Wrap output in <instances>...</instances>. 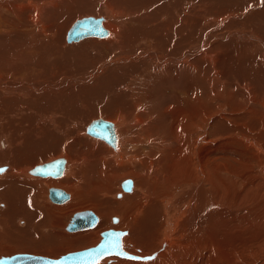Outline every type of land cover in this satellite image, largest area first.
<instances>
[{
	"label": "bare ground",
	"instance_id": "obj_1",
	"mask_svg": "<svg viewBox=\"0 0 264 264\" xmlns=\"http://www.w3.org/2000/svg\"><path fill=\"white\" fill-rule=\"evenodd\" d=\"M155 1L0 0V220L42 251L88 208L108 227L79 237L128 224L123 247L158 246L134 263L264 264V0ZM89 16L106 33L69 41ZM56 156L61 174L31 171ZM120 176L135 188L112 194ZM49 186L73 195L50 205Z\"/></svg>",
	"mask_w": 264,
	"mask_h": 264
},
{
	"label": "water",
	"instance_id": "obj_2",
	"mask_svg": "<svg viewBox=\"0 0 264 264\" xmlns=\"http://www.w3.org/2000/svg\"><path fill=\"white\" fill-rule=\"evenodd\" d=\"M102 17H85L80 21L72 24L67 33V39L73 40L80 36L87 34L103 35L106 29L102 24ZM87 131L93 135L105 139L110 144L114 140V130L112 122L99 117L93 119L87 126ZM65 163L64 157H57L44 163L36 164L31 171L39 175H59L62 173L63 164ZM121 187L125 190L131 189L132 179L125 178L120 183ZM49 197L52 200L62 201L68 197V192L59 187H50L48 189ZM97 220L96 214L92 210H82L74 212L66 228L74 230L78 228L88 227L95 224ZM115 221V219L113 218ZM125 230L118 228H110L101 232V238L92 246L69 251L51 257L47 255L35 254L30 252H15L10 255H0V264H91L96 263L103 257L111 254L128 257V258H142L146 259L149 256H143L127 251L122 246V235Z\"/></svg>",
	"mask_w": 264,
	"mask_h": 264
},
{
	"label": "rangeland",
	"instance_id": "obj_3",
	"mask_svg": "<svg viewBox=\"0 0 264 264\" xmlns=\"http://www.w3.org/2000/svg\"><path fill=\"white\" fill-rule=\"evenodd\" d=\"M250 1V4H252V5H254V7H259L258 6V3H257V1H259V0H249ZM249 1H248V3H249ZM165 2V0H156L155 1V4L153 5V8H155L154 6H156L157 5V7L155 8V11L156 10H159V8H160V6H161V3H164ZM260 2V1H259ZM159 3V4H158ZM196 4V3H195ZM194 4V5H195ZM198 4V3H197ZM221 5V4H220ZM219 5V6H220ZM256 7V8H257ZM261 7H264V4L263 5H261ZM260 7V8H261ZM202 10V8H200L199 9V11H201ZM255 12L257 11L256 9L254 10ZM145 20V19H144ZM221 27H222V25H221ZM248 29V28H247ZM257 33H259V32H257ZM91 38V37H90ZM84 40V39H83ZM76 43V42H75ZM251 70H255L254 68H251ZM256 71H257V69H256ZM93 117H95V118H97V117H100V116H93ZM93 117H91V119H95V118H93ZM90 136V135H89ZM58 156V155H57ZM56 156V157H57ZM52 157H55V156H52ZM47 160V159H46ZM45 161V160H44ZM42 177H48V176H42ZM53 177V176H52ZM60 177H62V176H60ZM59 177V178H60ZM125 178H131L132 179V181H133V184H134V188H135V180L131 177V176H120V178H119V181L117 180V182H116V184L114 185V186H112L111 187V193L112 194H114V192H116L117 191V189L119 190V188H120V182L123 180V179H125ZM118 185H119V187H118ZM50 187H54V186H49L48 188H47V191H46V188H45V191H44V193L42 194L43 195V197L45 196V199H46V201L50 204V205H56V204H61V203H67L69 200H70V196H72L73 195V193L69 190V199L67 200V201H65V202H61V203H56V202H53V201H51L49 198L47 199V194H48V189L50 188ZM133 188V189H134ZM63 189V188H62ZM114 189V190H113ZM66 191V190H65ZM133 191V190H132ZM132 191H130V192H132ZM47 192V194L45 195V193ZM67 192V191H66ZM117 192H119L120 194L122 193V192H120V191H117ZM130 192H128V193H130ZM71 194V195H70ZM49 195V194H48ZM259 195H261V193L259 192V190H257V195H255V196H253L252 195V197L250 198V199H248V202H246L247 204H249V205H251V206H254V200L257 198V205L260 203V200H259V198H260V196ZM98 198V197H97ZM118 199H120V198H118ZM252 200V201H251ZM264 202V201H263ZM253 203V204H252ZM263 206V205H262ZM262 206H261V208H262ZM261 208L259 209L258 207H257V214H258V212L261 210ZM86 209H88V208H82V209H75V210H73V211H71L70 213H68V214H66V215H64L63 216V219H64V223H63V225L62 226H66L67 225V222L69 221V219H70V217H71V215L74 213V212H76V211H84V210H86ZM88 210H92L95 214H96V216H97V221H96V223H95V225L92 227V228H89V229H85V230H78V231H64L65 233H63V231H62V234H56V235H53V237L51 238V241H49V242H46V243H44V245H43V248H42V251H39V250H41V249H38V248H36V246H31L30 247V249H33V250H28L27 248H24V247H22V246H20L21 244H19L20 242H21V240L22 239H24L23 237H25V236H23L22 237V235H23V233H21L19 230L20 229H18L17 230V226L15 225V222H13V221H15L14 219V216H11V217H9V218H7L6 219V223L5 222H3L2 220H0V255H10V254H12V253H15V252H31V253H35V254H41V255H47V256H51V257H57L58 255H60V254H62V253H65V252H69V251H75V250H78V249H83V248H86V247H89V246H92V245H95L98 241H99V239L101 238L100 237V235H98L99 233H97L94 237H87L86 239H85V237H79L78 235H76V234H86V233H89V232H93V231H95V232H98V230L99 231H101L102 229H105L106 227H108V226H106V227H102V229H101V227L99 226L98 227V225H97V223L100 221V219H101V215L100 214H98L96 211H94V209H88ZM118 214H119V216L122 218V214L121 213H111L110 215H109V219H110V225H117V221H112V218H114V217H117V218H119V216H118ZM205 216H207V215H205ZM31 218V217H30ZM24 219H28V217L26 218V217H24ZM254 220V219H253ZM252 219H251V221H253ZM260 220V221H259ZM2 221V222H1ZM12 221V222H11ZM256 219L254 220V223H252V225L254 226H256V224H257V226L259 225V227H253V229H252V232H250V233H254V232H256L257 230V233H259V234H262V232L264 233V228H263V225H261V223L262 224H264L263 222L264 221H261V219L260 218H258V220L256 221ZM259 221V222H258ZM8 222V223H7ZM122 222V221H121ZM97 225V227L95 228V226ZM127 225V226H126ZM125 226L126 227H124L123 228V225L122 226H120V228H123V229H129L130 230V225H128V224H126ZM262 226V227H261ZM9 227V228H8ZM21 227H24V226H21ZM7 228V229H6ZM119 228V227H118ZM9 229V230H8ZM98 229V230H97ZM13 231H14V233H13ZM18 232H20L22 235H20V236H18V234H20V233H18ZM127 233H125V235H126ZM124 235V236H125ZM129 235V234H128ZM27 239H29L30 241H31V243L34 245V243H36L35 242V239H36V241H38V238L35 236V235H32V236H30V238H27ZM264 239V237L261 239V240H263ZM127 240V239H126ZM128 240H129V238H128ZM97 241V242H96ZM34 242V243H33ZM16 243H18V244H16ZM50 243V244H49ZM124 244V243H123ZM125 245H126V243H125ZM124 245V248H126V250L128 249L129 250V248L128 247H126ZM45 247V248H44ZM136 247L137 248H135V250L133 251L134 253H137V254H139V255H143V256H145V255H149V254H152L153 252H155V251H158V246H154V244H153V248H151V249H149V250H145V251H143L142 250V248L141 247H139V245L137 246L136 245ZM258 248H257V250L258 249H260L261 251H262V255L264 254V246L262 245V244H259L258 246H257ZM36 249H38V250H36ZM9 250V251H8ZM131 250V249H130ZM129 250V251H130ZM137 250H140V251H137ZM5 251V252H4ZM131 252H132V250H131ZM160 258V257H159ZM123 260V261H122ZM125 260V261H124ZM159 260V259H158ZM157 260V261H158ZM157 261H151V262H145L144 264H149V263H151V264H153V263H157ZM97 264H138V263H134L132 260H128V259H125L124 257H121V256H110V257H105L104 259H102L99 263H97ZM140 264H143L142 262L140 263Z\"/></svg>",
	"mask_w": 264,
	"mask_h": 264
}]
</instances>
